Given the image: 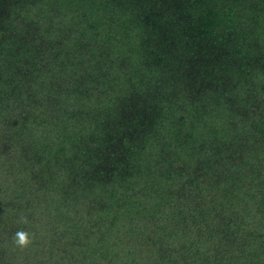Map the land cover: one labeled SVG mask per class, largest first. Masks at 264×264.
I'll use <instances>...</instances> for the list:
<instances>
[{"label":"trees","instance_id":"obj_1","mask_svg":"<svg viewBox=\"0 0 264 264\" xmlns=\"http://www.w3.org/2000/svg\"><path fill=\"white\" fill-rule=\"evenodd\" d=\"M0 264H264V0H0Z\"/></svg>","mask_w":264,"mask_h":264},{"label":"clouds","instance_id":"obj_2","mask_svg":"<svg viewBox=\"0 0 264 264\" xmlns=\"http://www.w3.org/2000/svg\"><path fill=\"white\" fill-rule=\"evenodd\" d=\"M29 238H28V234L23 232V231H19L16 233V243L20 246H27V244L29 243Z\"/></svg>","mask_w":264,"mask_h":264}]
</instances>
